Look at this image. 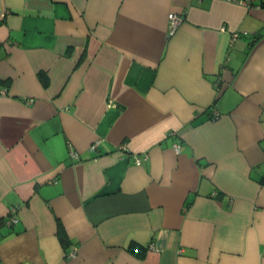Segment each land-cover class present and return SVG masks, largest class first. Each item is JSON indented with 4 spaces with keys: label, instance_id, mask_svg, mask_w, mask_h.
I'll use <instances>...</instances> for the list:
<instances>
[{
    "label": "crops",
    "instance_id": "0c3cea01",
    "mask_svg": "<svg viewBox=\"0 0 264 264\" xmlns=\"http://www.w3.org/2000/svg\"><path fill=\"white\" fill-rule=\"evenodd\" d=\"M0 264H264L263 0H0Z\"/></svg>",
    "mask_w": 264,
    "mask_h": 264
},
{
    "label": "built area",
    "instance_id": "2783aa9c",
    "mask_svg": "<svg viewBox=\"0 0 264 264\" xmlns=\"http://www.w3.org/2000/svg\"><path fill=\"white\" fill-rule=\"evenodd\" d=\"M247 3V5L250 3V1H245ZM263 4H264V0H263ZM183 22V18L182 16L180 15H177V14H169L168 15V29H169V36H172L174 35V33L176 32V30L178 29V26ZM72 157L75 158V159H78V155L77 154H72ZM137 164L140 165L141 164V160L137 159L136 160ZM10 220H9V224L10 225H14L18 219L17 217H13L10 216ZM70 257H73V255L69 256Z\"/></svg>",
    "mask_w": 264,
    "mask_h": 264
},
{
    "label": "trees",
    "instance_id": "16d2710c",
    "mask_svg": "<svg viewBox=\"0 0 264 264\" xmlns=\"http://www.w3.org/2000/svg\"><path fill=\"white\" fill-rule=\"evenodd\" d=\"M59 235H60L61 238L63 237V230H59Z\"/></svg>",
    "mask_w": 264,
    "mask_h": 264
}]
</instances>
